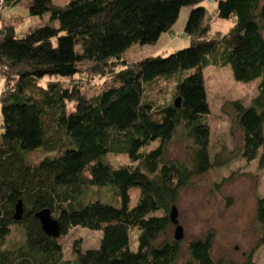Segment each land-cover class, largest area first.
<instances>
[{
    "label": "trees",
    "instance_id": "trees-1",
    "mask_svg": "<svg viewBox=\"0 0 264 264\" xmlns=\"http://www.w3.org/2000/svg\"><path fill=\"white\" fill-rule=\"evenodd\" d=\"M30 1L28 16L37 24L18 35L15 21L1 12L20 1L0 0V264H177L182 240L163 233L178 191L228 161L218 154L211 160L203 68L228 66L235 81L258 80L246 104H228L240 133L238 156L264 166V2L211 0L209 13L201 5L208 0ZM186 6V47L125 62L126 49L154 44ZM212 15L232 19L231 27L211 33ZM110 74L109 86L89 96L80 91L89 79ZM43 76L68 82L42 85ZM159 83L167 92L156 101L146 92L162 90ZM177 128L191 141L187 163L162 160ZM39 150L42 156L32 160ZM108 154L126 155L129 163L113 167ZM106 185L116 203L81 199ZM131 187L138 194L129 206ZM17 200L22 215L14 221ZM43 208L59 225L57 237L41 231L34 214ZM253 215L260 244L264 196L255 199ZM17 226L23 238L10 244L7 236ZM73 227L100 236L94 248L79 249L75 241L74 259L66 260L58 239ZM213 236L209 230L187 241L184 264H251L249 255L242 263L213 260Z\"/></svg>",
    "mask_w": 264,
    "mask_h": 264
},
{
    "label": "rangeland",
    "instance_id": "rangeland-1",
    "mask_svg": "<svg viewBox=\"0 0 264 264\" xmlns=\"http://www.w3.org/2000/svg\"><path fill=\"white\" fill-rule=\"evenodd\" d=\"M69 0H53L56 5L63 6ZM264 2V0H260ZM209 13L215 7L213 1L201 2ZM24 6V4L22 5ZM191 7H182L169 32H164L158 37L154 44L139 46L132 44L123 54L125 62L131 63L143 56L165 55L170 50L186 47L188 39L183 34V25L186 14ZM24 10V7H21ZM23 12L26 13V10ZM209 20L211 33L226 32L232 24V19H218L213 15ZM35 17L23 15L19 22H16V33L23 34L30 26L36 25ZM51 25H57L52 22ZM264 35V33H263ZM80 69L88 67L87 63L77 65ZM191 70L185 71L189 74ZM203 83L209 113L204 117L209 127V150L211 160L218 154L222 160H228L225 166L211 168L202 175L194 176L190 185L178 191V198L174 203L176 207V218L183 229V238L180 244V255L177 264H184L188 254L185 250V243L191 239L201 237L209 230L213 231V242L211 256L216 261H234L242 263L249 255L251 264H264V242L258 244L260 226H258L254 215V201L257 197L264 196V166L258 168L257 160L244 161L238 156L240 146V133L235 126L234 115L228 102L240 100L246 104L256 94L258 80L240 82L232 79L231 70L228 66L217 68L214 66L202 69ZM80 77L76 75L75 78ZM112 74L94 79H89L83 86L79 87L83 95L89 96L96 93L103 87L110 85ZM180 79V78H179ZM60 81V86H65L67 80L57 76H43L38 83L46 81ZM175 84V83H174ZM162 90L151 88L147 95L159 101L166 95L167 86L159 83ZM163 92V94L161 93ZM155 101V102H156ZM72 108V103H66V111ZM156 142L150 143L147 148L153 147ZM191 141L183 135L182 128H177L174 135L169 139L163 156L164 161L175 160L179 163H187L190 158ZM41 150L30 154L32 160L42 156ZM107 162L115 167L129 163L126 155L106 156ZM93 188V189H92ZM82 194L81 199L92 200L94 197L102 202L116 203L111 196L112 188L104 186L100 189L92 187ZM95 188V189H94ZM138 190L131 187L128 190L130 198L128 205L132 206L137 199ZM174 224H169L164 236L172 237ZM21 227H12L7 236L10 244H17L22 240ZM100 233L87 228L73 227L66 232L58 242L62 248V257L66 260L74 259L72 246L75 241L79 249L94 248L97 245ZM131 242L136 244L134 235L131 234Z\"/></svg>",
    "mask_w": 264,
    "mask_h": 264
},
{
    "label": "water",
    "instance_id": "water-1",
    "mask_svg": "<svg viewBox=\"0 0 264 264\" xmlns=\"http://www.w3.org/2000/svg\"><path fill=\"white\" fill-rule=\"evenodd\" d=\"M178 99L174 100V105L177 106ZM22 212V202L20 200L16 201V204L13 208V220H19L21 217ZM35 218L38 221V224H40L41 231L48 236L57 237L59 234V225L55 218L52 217L51 213L43 208L35 212L34 214ZM168 218L171 224H174V230L172 238L173 240H180L183 238V229H181V226L178 224L177 218H176V207L174 205L171 206Z\"/></svg>",
    "mask_w": 264,
    "mask_h": 264
},
{
    "label": "crops",
    "instance_id": "crops-1",
    "mask_svg": "<svg viewBox=\"0 0 264 264\" xmlns=\"http://www.w3.org/2000/svg\"><path fill=\"white\" fill-rule=\"evenodd\" d=\"M20 2H18L17 5L13 6V7H7L6 10H2V19H8L9 21H15V24L16 22H19L20 19H22L23 15H28V12H27V9L31 3L30 0H19ZM24 4V6H22ZM21 7L23 8L24 7V10H26V13L23 12L21 10ZM29 28V27H28ZM18 35L20 33H17ZM160 37V36H159ZM2 84H3V80H1V77H0V90L2 89Z\"/></svg>",
    "mask_w": 264,
    "mask_h": 264
}]
</instances>
